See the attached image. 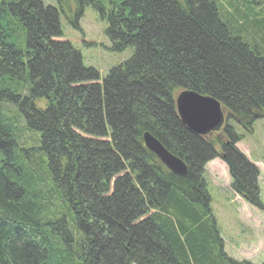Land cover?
I'll return each instance as SVG.
<instances>
[{
    "label": "trees",
    "instance_id": "trees-1",
    "mask_svg": "<svg viewBox=\"0 0 264 264\" xmlns=\"http://www.w3.org/2000/svg\"><path fill=\"white\" fill-rule=\"evenodd\" d=\"M74 1L76 18L90 6L106 21L112 52L130 50L101 79L61 39L57 9L0 0V264H251L224 251L203 179L219 155L174 96H211L243 128L264 117V18L217 0ZM222 133L233 191L263 210L240 136Z\"/></svg>",
    "mask_w": 264,
    "mask_h": 264
},
{
    "label": "rangeland",
    "instance_id": "rangeland-1",
    "mask_svg": "<svg viewBox=\"0 0 264 264\" xmlns=\"http://www.w3.org/2000/svg\"><path fill=\"white\" fill-rule=\"evenodd\" d=\"M42 1L44 5L57 9L61 39L79 52L82 64L94 68L100 79L129 57V49L120 53L110 50L111 44L104 33L106 21L90 6L84 7L82 14L76 18L74 0H63L61 7L55 0ZM217 1L223 5V9H239L242 14L252 11V14L264 18V0H245L242 5L241 0ZM73 21H76V27L72 25ZM225 124L240 136L234 147L257 168L256 186L264 207V117L256 118L247 128L239 126L232 119L226 120ZM34 138L26 137L30 143ZM205 139L213 144L219 155L205 163L203 179L224 251L238 261L264 264V209L251 205L233 191L228 166L221 158L223 149L221 151L218 145V142L227 141L225 134L213 133Z\"/></svg>",
    "mask_w": 264,
    "mask_h": 264
},
{
    "label": "water",
    "instance_id": "water-1",
    "mask_svg": "<svg viewBox=\"0 0 264 264\" xmlns=\"http://www.w3.org/2000/svg\"><path fill=\"white\" fill-rule=\"evenodd\" d=\"M176 111L181 123L196 135H205L218 130L223 123L220 103L213 97L199 94L193 90L180 91L175 98ZM142 141L159 162L171 173L184 176L186 164L170 153L149 132L142 134Z\"/></svg>",
    "mask_w": 264,
    "mask_h": 264
}]
</instances>
